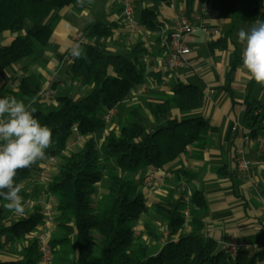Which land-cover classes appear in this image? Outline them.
<instances>
[{
    "label": "trees",
    "instance_id": "16d2710c",
    "mask_svg": "<svg viewBox=\"0 0 264 264\" xmlns=\"http://www.w3.org/2000/svg\"><path fill=\"white\" fill-rule=\"evenodd\" d=\"M77 1L0 0V34H12L10 41L0 46V71L27 58L34 59L35 46L43 47L52 34L57 11ZM139 1L135 0L136 4ZM160 1L167 4L169 0ZM193 1L186 0L188 15ZM217 1L220 16L232 20L222 37L209 42L211 51L227 47L237 21L258 24L242 120L250 134L255 135L264 131V103L250 99L253 87L264 84V0ZM26 21L30 28L22 33ZM138 25L159 32L164 22L157 8L143 7ZM113 28L99 19L91 20L83 28L87 42L67 68L71 83L90 88L81 98H73L66 90L55 96L54 103L41 109L35 97L42 86V76L28 71V63H24L17 87L5 90L6 107H13L20 117L5 126L9 133L6 140L17 143L36 137L42 148L37 157L10 158L0 166V200L26 196L24 184L35 177L40 160L56 155L59 163L47 176V191L55 210L50 264H264V247L240 248L232 256L216 239L205 235L203 218L209 206L202 191L191 192L189 219L185 221V191L180 188L191 173L165 167L185 153L187 146L194 148V155L201 156L207 144L209 120L191 115L204 104L199 84L174 81L163 99L147 101L148 115L142 113L140 104L125 107L121 114L112 116L114 126L107 130L99 146L95 135L105 130L107 113L137 90L147 76L161 83L159 72L148 69L143 62L148 53L143 41L131 46L128 54L107 49L114 39ZM240 61L241 56L236 54V65ZM174 109L180 117L168 115ZM25 110L27 115L20 114ZM75 132L82 140L63 154ZM141 168L146 170L144 175L130 177ZM152 170L171 174L164 180L166 195L148 205L142 181ZM104 178L107 183L100 189ZM149 213L157 216L165 229V240L155 246L134 233L137 223ZM42 219L37 207L27 218L1 227L0 233L6 234L4 243L10 244L7 249L16 251L17 257L0 264H38L36 241L27 239V235ZM144 226L152 239H158L147 219ZM21 242L19 250H14Z\"/></svg>",
    "mask_w": 264,
    "mask_h": 264
},
{
    "label": "crops",
    "instance_id": "0c3cea01",
    "mask_svg": "<svg viewBox=\"0 0 264 264\" xmlns=\"http://www.w3.org/2000/svg\"><path fill=\"white\" fill-rule=\"evenodd\" d=\"M143 7L157 8L160 18L164 22L163 28L167 30H171L175 16L182 11L191 18L199 16L201 22L220 30V35L217 38L224 35L232 20L220 16L217 0H194L190 15L186 11V0H169L167 4L160 0H140L136 4L137 20H139V13ZM119 12V0H78L75 4L57 11V19L48 42L40 47L37 53L35 52V58L30 63L28 62L27 66L28 71L42 76V85L47 82H51L53 85L51 87L54 96L45 101L39 100L36 104L38 107L45 109L47 105L55 102V96L58 93L64 91L68 77L67 68L73 59L72 56L65 61L64 56L78 40L84 38L82 31L87 23L99 19L114 26L113 29H120L116 21ZM29 28L30 23L26 21L21 32L25 33ZM158 36L159 32L148 33L146 29L139 26L138 32L132 35L131 41L127 37L114 35V39L108 43L107 49L111 52L120 49L130 50L131 46L143 41L146 47L155 50L156 56H160ZM11 37V32H2L0 46L8 43ZM257 39L258 24L244 21L236 22L235 32L228 39L227 47L216 48L214 51L210 50V41L202 31L190 34L187 36V43L191 47V52L186 56V59L194 73L191 74L192 70L183 71L180 76H171L167 82H161L147 91L149 100H161L160 98L169 90L171 79L195 82L203 89L204 104L201 108L193 111L191 115H202L209 120L211 130L207 144L201 156L194 155V148L189 147L185 153L166 164L165 167L168 169L182 168L191 173L189 180H185L187 191L190 194L194 190L204 193L209 206L203 218L204 233L206 236L216 239L220 245L232 239H249L255 244L264 245V209L262 208L264 203V154H256L252 141L245 143L247 154L254 164L252 176L246 179L235 171L236 148L244 143L246 127L242 120L245 111L246 86L251 79L250 60L254 56L253 49L257 44ZM85 40L87 39L85 38ZM82 47L81 45L77 52H80ZM236 54L242 58L238 65H236ZM23 66L24 63L20 61L0 71V121L5 120L6 125L20 118L13 112V107H6L4 96L6 89L17 87L19 77L24 73ZM54 70H56L55 73ZM153 78L155 79V77ZM262 78L264 80V71ZM74 84L81 88L84 87L80 86L78 82H74ZM69 93L71 94L70 91ZM128 99L129 97L112 110V116L124 111L125 102ZM250 99L264 103V84H257L253 87ZM168 115L181 116L175 109L171 110ZM111 118L106 123L107 130L114 126ZM235 123H240L237 131L232 130ZM107 130L95 136L101 141ZM0 135L1 143L8 138L9 133L5 129ZM31 140L38 146L39 141L36 137L23 140L25 144H22L21 141L12 142L14 147L0 156V166L10 158H24L26 157L25 153L32 152L26 144ZM22 151L24 157L18 155ZM32 154L30 158L37 157L38 149ZM145 172L146 170H143L141 174L144 175ZM160 172L165 173L167 177L171 174L166 170ZM158 174L160 173L158 172ZM164 184L165 181L162 184L155 182L148 190H144L148 205L166 195ZM24 186L28 192L27 195L30 193L34 195L42 189L41 185L33 184V177L28 179ZM8 200L12 204L0 200V219L11 218L19 199ZM147 216L148 214L144 215L136 225L140 232L142 231L140 222L145 221ZM9 224L11 222L6 223L5 226ZM5 240L6 234L0 233V261L17 257L16 251H10L4 245ZM21 245H23L22 242L18 243L14 250H19Z\"/></svg>",
    "mask_w": 264,
    "mask_h": 264
},
{
    "label": "built area",
    "instance_id": "2783aa9c",
    "mask_svg": "<svg viewBox=\"0 0 264 264\" xmlns=\"http://www.w3.org/2000/svg\"><path fill=\"white\" fill-rule=\"evenodd\" d=\"M120 2V12L117 17V23L120 29H114V35L127 37L129 41L132 40V35L138 32L139 25L136 19V2L135 0H119ZM148 31V30H147ZM198 31H202L208 41L216 39L220 35V30L216 27L210 26L205 22L200 21V17H189L183 11L175 16L171 30L162 28L159 31L158 47L161 50V55L156 56L155 50L147 47L148 53L144 55L143 62L147 65L150 70H156L160 74L161 82H167L171 76H180L183 71L192 70L190 63L186 59V56L191 52V47L187 43V36L190 34H195ZM148 33H152L148 31ZM87 42L85 38H82L76 42V44L66 52L64 60L72 58L79 47ZM56 70H54V73ZM194 70L191 71V74ZM51 82L43 84L38 91L35 99L40 101H45L54 96V91L51 87ZM157 85L156 79L147 76L146 81L137 89L135 92H145L153 89ZM260 109L256 110L258 113ZM112 110L106 115V123L112 116ZM24 116L28 114V110L20 113ZM6 121H0V134L5 131ZM240 123H235L232 126L233 131L239 129ZM107 124L105 130H107ZM1 136V135H0ZM95 138L98 140L99 146L103 143L100 138ZM244 143L236 148L235 156V171H237L243 178H250L252 176V170L254 167L252 159L248 156L245 143L253 142L255 145V151L257 155L264 154V131H259L255 135L250 134V130L246 128L244 132ZM82 140V136L75 132L74 137L69 141V143L63 148L62 153L66 154L70 149L76 146V144ZM14 144L11 142H1L0 143V156L5 154L6 151L12 149ZM41 142L38 144L39 155H41ZM189 149V146L186 147ZM59 163V159L56 155H50L44 157L40 160L39 170L36 172L33 178V184L41 185L42 189L35 193H32L18 198L13 215L10 219H0V229L5 226L8 222L17 221L20 219L27 218L30 214L35 212L36 208L39 207L43 219L41 223L32 230L28 235L27 239L35 240L38 249V264H50L52 259V245L50 243V237L52 229L55 225V210H54V200L52 196L47 191V176ZM158 172L160 174H158ZM158 174V175H157ZM165 173H161L158 170H152L146 173L143 178L144 190H148L150 186L155 183H163L165 180ZM182 191H185V207L182 209V213L185 221L189 219V199L190 193L187 191V186L185 181L182 183ZM18 204V205H17ZM264 209V203L262 204ZM135 235L140 234L139 228L135 227ZM10 244L6 243L5 246L8 247ZM230 255L235 256L240 248L256 249L264 247V245H259L255 243H248L243 239H232L226 241L221 245Z\"/></svg>",
    "mask_w": 264,
    "mask_h": 264
},
{
    "label": "rangeland",
    "instance_id": "374dc122",
    "mask_svg": "<svg viewBox=\"0 0 264 264\" xmlns=\"http://www.w3.org/2000/svg\"><path fill=\"white\" fill-rule=\"evenodd\" d=\"M139 9V8H138ZM40 49L39 46H35V52L37 53L38 50ZM112 52L114 53H124V54H128L129 53V50L128 49H120L119 51L117 50H113ZM32 59L31 58H27L25 59L24 61H22L23 63H30ZM174 82V79H171V83ZM66 90H69L71 92V96L75 99H78V98H81L82 96H84L86 93H88V91L90 90V88L88 86H84L83 88L79 87L77 84H74V83H71L70 82V79H68V77L66 78V82H65V89L64 91ZM169 93V90L166 91V94L160 98V99H163L167 94ZM149 94L145 91V92H134V94H131L129 96V99L125 102V107L128 108L130 106H133V105H136V104H140L141 106V111L144 115H148L149 114V111H148V108H147V101L149 100ZM102 134V133H101ZM5 142H8V141H5ZM10 142V141H9ZM12 143V142H11ZM22 144H25L24 141H21ZM27 144V147L28 149L30 148V151H35L36 149H38V146L37 144H35L32 140L30 142H26ZM32 152H27V154L25 153V156L28 158L32 157ZM18 155L24 157V152H20L18 153ZM30 155V156H29ZM143 170H145L144 168H141L136 174H133V175H130V177H138L142 172ZM105 185V183H107V180L104 178L103 181H101V184H100V189L102 188L103 185ZM5 202H9L8 199L4 200ZM10 204H12V202L10 201L9 202ZM147 219V222L149 223V228L153 229L156 234L158 235V239H152L150 237V235L147 233V227L144 226V221L143 222H140V224L142 225V229L143 232L141 231L140 232V237L141 239L147 241L148 243L150 244H154L155 245H159L161 243H163V241L165 240V229H164V224L162 223V221L157 217L155 216L154 214H148V216L146 217ZM145 219V220H146Z\"/></svg>",
    "mask_w": 264,
    "mask_h": 264
}]
</instances>
